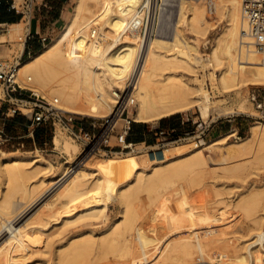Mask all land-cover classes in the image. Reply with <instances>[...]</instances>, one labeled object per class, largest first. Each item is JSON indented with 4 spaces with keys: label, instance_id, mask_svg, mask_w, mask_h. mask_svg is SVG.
Listing matches in <instances>:
<instances>
[{
    "label": "bare ground",
    "instance_id": "obj_1",
    "mask_svg": "<svg viewBox=\"0 0 264 264\" xmlns=\"http://www.w3.org/2000/svg\"><path fill=\"white\" fill-rule=\"evenodd\" d=\"M172 1L161 0L156 34L145 40V0H75L63 30L20 61L17 82L59 111L90 117L108 113L113 118L126 99L128 105L137 97L134 117L145 122L194 107L207 118L230 111L229 104H220L223 99H212L206 78L211 88L234 92L236 99L242 88L264 85L263 56L245 43L243 0H178L174 19ZM214 10L226 24L204 57L199 38L212 27L214 18L208 12ZM125 21L121 42L111 40L117 24ZM186 30L196 39L186 36ZM222 138L201 139L183 154L184 144L172 142L160 158L150 157L149 151L123 183L107 174L108 162L97 160L95 152L80 161L68 157L54 169L41 154L2 151L0 257L11 252L17 259L31 250L52 257V264H264V246L249 247L255 242L249 244L250 233L264 232V184L252 183L227 200L221 188L215 189L217 182L196 183L217 169L223 177L245 180L246 170L264 164V122L253 124L245 137ZM54 144L60 147V133ZM62 149L68 155L79 152L68 140ZM185 178L190 181L185 183ZM195 184L198 188L192 190ZM111 200L118 202L120 216L96 232L94 225L106 217ZM22 203L26 206L20 210ZM74 225L82 228L57 240L55 248L49 236L44 243L28 240L41 237L51 226L61 234Z\"/></svg>",
    "mask_w": 264,
    "mask_h": 264
},
{
    "label": "rangeland",
    "instance_id": "obj_2",
    "mask_svg": "<svg viewBox=\"0 0 264 264\" xmlns=\"http://www.w3.org/2000/svg\"><path fill=\"white\" fill-rule=\"evenodd\" d=\"M9 1L15 2V5L19 11H23V10L25 11V18L22 20L23 22L20 25H12V24L6 25L5 28L2 29V31L0 32V36L5 35L4 38L0 37V58L9 59V60H12L13 57L18 56L22 53L23 40H21L20 38L21 37L24 38V35L26 34V32L29 29V16L30 15L35 16V18L40 17L42 12H43V8H46L48 11H51V12H53L54 9L57 8V9H59L60 14L62 13L61 10H64V13H62L60 15L59 19L50 25L49 30H48V33H49L48 38L46 41L41 42V45H40L41 46L40 49H41L45 46L46 43L51 41L56 35H58L63 30L64 26L68 22L71 14L73 12V8L75 5V0H53V3H50L48 0H9ZM204 1H206V0H204ZM43 4H46V5H43ZM29 5H30V10L27 11V6H29ZM173 5H175V6H173ZM177 5H178V0H173L172 4L170 6L171 10H172V13H171L172 19H174L173 17H175ZM11 11H13L14 13L17 12L16 9L15 10L12 9ZM217 12L215 10L212 12L211 11L208 12V14L210 16H213V18H214L213 20H211V22H213L211 24L212 27L209 28L205 37L199 38L200 39L199 40V51L201 54L205 55L204 57H206V54L210 55L212 46L214 45L218 35H220V33L222 32V30L224 29L225 24H226V21L223 18H220V16L218 15L219 13H217ZM53 15H55V14H53ZM42 16H45V18H44L45 21L50 20V17H52V15H50V14L49 15H47V14L43 15L42 14ZM99 21L101 22L102 19L101 20L99 19ZM118 24H120V25H118ZM118 24H117V28L115 27L116 28V31H114L115 34H113V36H111V40L116 41L115 39H119V41L118 40L117 41H118V43H120L121 42L120 40L124 36V33L126 31V27H127L128 22L125 21L124 23H118ZM100 25L101 24L99 23V26ZM141 25H142L141 26V32L143 33V21H142ZM8 29H9V32H8ZM186 36H188L190 39L191 38L196 39V35L192 32H189V30H186ZM2 40H5V41H2ZM80 46L83 49H86V47H87L84 44H81ZM107 48H108V52L110 54L111 53V51L109 49L110 47H107ZM28 52H29V50H28V48H26V50L22 56L23 57L22 60L28 58L30 55L34 54L37 51H31L30 53H28ZM259 56L262 58L261 54H259ZM96 69L99 71L103 70L102 67H100V66H99V69L98 68H96ZM216 73H219V70H217ZM205 86L211 92L210 95L212 96V99L215 100V102L218 100L217 103H219L221 101V103H220L221 105L222 104L223 105L229 104L228 106L231 107V109H229L230 111L226 110V111H228L226 113H225V111L224 112L223 111L222 112L217 111L220 113L214 112V113H212L211 116H209L207 118V117H204L202 115V113L198 107H194V108H191L187 111H183V112H179V113H176V114H173L170 116H166L167 121L163 124L162 128L167 129L171 126L172 122L173 123H178V122L180 123V121H182V120L185 121V125H188L189 128L194 127L196 125V124H194L196 121L198 123L202 122V121H206L207 127L204 126V138L206 140L212 141V140L220 139L222 137L228 138L229 136H230V140H237L238 139L237 137H239V136L245 137V136L249 135L251 127L253 126V124H255L256 122H259V121L264 122V118H261L257 115L258 111L256 110L255 105L250 98L251 93L254 90L264 89V85H250L248 87L242 88L241 89V96L238 99L235 98L234 92L227 94L223 91L220 92V90H214L213 88H211V86H212L211 81L208 78H206V80H205ZM0 89H3L1 85H0ZM115 90L118 93H120V95H122L121 89L115 88ZM1 94H0V102L5 101L6 99H9V97L5 96L4 93H1ZM12 95L14 97L16 96V97L22 98L23 101H17L16 99H14L13 100L15 103L14 105H10L7 103L6 105L0 106V113L6 107L19 108L18 109L19 111H22L24 113H31V110L33 109L34 103L38 102V103H40V104H42L48 108L54 109L55 111H57L59 113V115L56 118L55 123L53 122V120H49L48 122H46V125L42 131V136L40 137V139L42 140V138H46L45 136L52 134V141L50 143H48L46 145L45 144L41 145L40 141H37L36 145H35L32 141L33 140L32 137L25 136V137L19 138V137H16L14 135L15 133H11L9 135V137H5V136L0 137V158L2 157V151L14 152L15 154L16 153L26 154L28 156L41 154L42 157L46 158L49 162H51L52 165H54L53 166L54 169H58L60 167V165L68 159V157L74 158L75 160L77 159L80 161L86 154L89 153L87 151V143H83L79 140H76L71 135V130L73 128L76 129L77 124L80 122H83L85 124V127H84L85 130H88L91 133V135H94V134L98 133L99 128L101 127V125L103 124L105 119L110 117V115L108 116V113H105V115L103 117H90V116L76 114V113L59 111V110L53 108L48 103V101H46L43 98H39V97L35 96L31 90L26 89V88L18 89V91H15L14 93H12ZM135 98H136L135 102L133 104H128V105H127L128 100L127 99L125 100L126 102L123 103V105H121V107L119 108V111H118L119 115H116L112 118V124L116 123L115 129H114V131H115L114 134H115L117 131H121L125 127V125L127 124L126 123V117L127 116L132 118L133 123H132V132H131L130 137L134 138L132 141L138 145V148L142 149L141 152H139V153L134 152V153L128 154V153H121L120 150H117V149L113 150V153H109V154L104 153V151L95 152L97 160H99L101 162L102 161L108 162L107 174L108 173L113 174V179L118 181L119 183L126 182L127 180L132 178L133 172L138 167V165H139L138 161L140 160V158H142V155H145V154L148 155L147 153L150 151L151 152L150 157L154 158V155H156L157 157L160 158V157H162L161 150H164L165 148H167L171 145L169 143V141L162 140V138L157 140L156 139L157 137L155 136V134H151V132L148 130V128L152 127L153 124L154 125L155 124L162 125L161 124L162 118L154 119V120L146 121V122L145 121H137L135 119L134 114H135V110L138 106V99H137V97H135ZM220 99H223V100H220ZM41 100H43V101H41ZM115 105H117V103ZM163 118H165V117H163ZM187 119H189L188 123H186ZM1 122L2 121H1V117H0V126H1ZM91 122H94L97 127L93 128L92 125L90 124ZM208 124H209V126H208ZM139 130H141L142 135L139 138H136V135H137ZM57 133H60V135H61V145L58 149L55 148L56 145L54 144V141H53V138ZM115 139H116L115 135H113L111 137V144L115 143ZM66 140L70 141L72 144L78 145L79 146V152L74 153L73 155H68L67 153L63 152L64 150L62 149V145ZM194 142H197V141L194 137H192V138H189L186 140L178 141V142H176V144H184L180 148V153L183 154V153L188 152L190 149H193V148H196L197 146H199V144L195 146ZM146 169H148V168H146ZM221 170L222 169H217L216 174H215V172H213L211 175H208V177L206 175L200 176L201 179H203V180H201L198 177H197L198 180H196V178H195L196 183L202 182L201 184H203L206 182L207 183L208 182L209 183L210 182L211 183L217 182V185H216L217 187L215 189L221 188L219 190H221L222 196L226 197L227 200H229L230 197H232L233 195H234L233 196L234 199L237 198V196L240 193H242L243 191H245L247 188H249L252 185V183L257 184L258 186H261L264 184V164L252 165L248 170H246L245 173L247 172L248 177L246 175L245 178L247 177V179L243 178L245 180H242L238 177L237 178L236 177H229V178L223 177V176H221L222 175ZM248 172H249V174H248ZM208 174H210V173H208ZM213 176H215V177H213ZM213 178H215V179H213ZM184 180H185L184 182L186 183L187 179L185 178ZM188 180H187V182H188ZM193 183H195V182H193ZM197 185L198 184H195L193 186L192 190H196L198 188ZM44 190H45V188L42 189L38 195H40L42 192H44ZM160 190H163L160 192V195L161 196L165 195V190H164L163 186L161 187ZM222 190H224V191H222ZM4 191H5V189H4L3 179L0 176V197ZM223 192H224V194H223ZM191 193H193V192H191ZM180 196L181 195L179 194L178 197H180ZM209 198L206 199V201L208 203H211L213 199L211 198L209 200ZM204 201H201V202H204ZM195 203H196V201H195ZM108 205H109V207H108L106 217L100 221L99 220L96 221V223L94 225L96 232H99V230L104 229L106 227V225L109 223V221H111L112 219L114 220V218L116 219V217L118 218L120 216L119 215L120 214L119 213L120 212V206L118 205L117 201L111 200L108 203ZM25 206H26V204L22 203L20 210L25 208ZM53 228H56V229L53 230ZM81 228L79 225L69 226V228L67 227V230H65L64 232L61 231L63 233L56 234L57 233L56 230L58 231V229L60 230V228H57V226H55V227L51 226V227H48V230L47 229L43 230L44 235H41V237H39V238H28V240L33 239L32 241H34V242L39 241L41 243L42 242L44 243L45 239H47L49 236V238H51L50 241L54 246L53 248H55V245L58 242L57 240H59V241L65 240L64 238H67L71 234L77 233ZM255 233L256 232L250 233V235H249V244L253 240L255 241L254 243L250 244L249 247H251L255 244H258V243L260 245L264 246V232L263 233H256V234ZM53 234L56 235L55 236L56 238H54V240L52 239ZM55 241H56V243H55ZM41 247H42V244L39 243L38 248H41ZM36 253L37 252L33 253V251L29 250L23 256L16 259L15 258L16 256L10 257V254H12L11 252H8V253L5 252V254H3V253L1 254L0 258H1V260H8V262H11V264H52L51 263V261H53L52 257L46 255V257H47L46 258L45 256L43 257V256H41V254H38V253L36 254ZM6 254H8L9 256ZM41 258H43V259L41 260ZM45 259H46V261H44Z\"/></svg>",
    "mask_w": 264,
    "mask_h": 264
},
{
    "label": "built area",
    "instance_id": "obj_3",
    "mask_svg": "<svg viewBox=\"0 0 264 264\" xmlns=\"http://www.w3.org/2000/svg\"><path fill=\"white\" fill-rule=\"evenodd\" d=\"M2 3L3 0H0V5ZM160 5L161 0H145L142 5V10L145 14L142 19L143 38L145 40L156 34L160 14ZM12 9L19 11L15 5V2L9 3V10ZM28 10H30V5L27 6V11ZM23 15H25L24 12ZM242 16L245 26L244 34L249 39V42L245 43L257 50L264 59V0H243ZM6 25L7 24L5 23H0V32L5 28ZM31 37L32 34L28 29L24 35V38H20L24 43V51L20 55L13 57L12 60L0 58V85L4 90L5 96L7 97H11L12 93L18 91V89H22V87H20L19 83L17 82L19 64L23 58L22 56ZM46 40V38L42 39V41ZM250 98L254 103L256 110L258 111L257 115L261 118H264V89L254 90L251 93ZM29 114H32L33 122L37 125L48 122L49 120H53L55 123L56 118L59 115V113L54 109L48 108L38 102L34 103L33 109ZM188 122L189 119L186 120V123ZM126 123L127 124L121 131H117L114 134L116 123L112 124V117L110 116L105 119L99 128L98 133L94 135H91L88 130H85L84 126H77L76 129L73 128L71 130V135L76 140L87 143L88 152L104 151V153L109 154L113 153V150L117 149L120 150L121 153H139L142 149L138 148V145L132 140H129L132 132L133 119L127 116ZM90 124L93 128L97 127L94 122H91ZM194 124H196L194 127L189 128L188 125H185V121L182 120L177 126H170L167 129L157 128L155 131V136L157 137L156 139L159 140L162 138V140L169 141V143H176L178 141L194 137L197 142H200L201 139H205L204 126L207 127V122L202 121L198 123L196 121ZM113 135H115L116 139L115 143L111 144V137Z\"/></svg>",
    "mask_w": 264,
    "mask_h": 264
},
{
    "label": "crops",
    "instance_id": "obj_4",
    "mask_svg": "<svg viewBox=\"0 0 264 264\" xmlns=\"http://www.w3.org/2000/svg\"><path fill=\"white\" fill-rule=\"evenodd\" d=\"M48 1L50 3H53V0H48ZM9 3H10L9 0H3V3L0 5V23L11 25L21 22L25 18V15H23V12L25 13V11L24 10L17 11L16 13H14L13 11L9 10ZM61 11L62 13H64V10ZM52 13L55 15H53ZM42 14L43 15L50 14L52 15V17H50V20L45 21L44 19L45 16H42ZM42 14L38 18H35V16H31V15L29 16V30L32 34V37L29 39L27 44V48L29 52L40 50L42 39L48 38L49 35L48 30L50 25L53 22L57 21L61 15L59 13V9L57 8L54 9L53 12L48 11L46 8H43ZM14 99H16L17 101H23L22 98L16 96L14 97L13 95H11L9 99L0 102V106L6 105L7 103L10 105H14L15 104L13 101ZM18 109L19 108L6 107L1 111L0 117L2 122L0 126V137H4V136L9 137L11 133H15L14 135L19 138L25 136L32 137L33 138L32 141L35 145L37 141H40L41 145L44 144L46 145L50 143L52 141V134L45 136L46 138H42V140L40 139V137L42 136V131L46 125V122L37 125L33 122L32 114L24 113L22 111H19ZM178 124L179 122L172 123L171 126H177ZM77 126L85 127V124L83 122H80L77 124ZM162 127L163 125L153 124L152 127L148 128V130L151 132V134H155L156 129Z\"/></svg>",
    "mask_w": 264,
    "mask_h": 264
},
{
    "label": "trees",
    "instance_id": "obj_5",
    "mask_svg": "<svg viewBox=\"0 0 264 264\" xmlns=\"http://www.w3.org/2000/svg\"><path fill=\"white\" fill-rule=\"evenodd\" d=\"M167 121V118L165 117V118H162V125L165 123ZM173 123V122H172ZM142 135V133H141V130H139L138 131V133H137V135H136V138H139L140 136ZM135 138V139H136ZM134 138L133 137H129V140H133Z\"/></svg>",
    "mask_w": 264,
    "mask_h": 264
}]
</instances>
